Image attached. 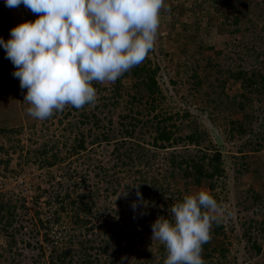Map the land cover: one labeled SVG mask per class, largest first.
<instances>
[{"label":"rangeland","instance_id":"374dc122","mask_svg":"<svg viewBox=\"0 0 264 264\" xmlns=\"http://www.w3.org/2000/svg\"><path fill=\"white\" fill-rule=\"evenodd\" d=\"M165 2L170 11L162 13L156 45L145 59L151 68L154 65L160 68L157 81L162 95L156 100H162L163 113L173 115L179 124L178 136L188 135L192 128L197 127L207 132L208 139L201 142L199 149L183 143L175 151H160L153 173L157 179L166 175L164 162L170 152L199 154L207 146L219 150L226 175L215 190L210 191L207 182L196 186L184 180H178L174 188L183 197L200 190L209 191L230 213L218 224L223 227V235L211 234L212 238L207 243L209 248L202 253L206 264H264V200L253 199V195L264 196V143L255 139L256 134L264 132V80L258 77L252 89H245L243 80L236 77L240 71L249 77H264V0ZM0 6V38L5 42L11 38L12 28L38 18L23 5L8 8L5 0H0ZM235 18L237 26L232 23ZM15 70L6 58L5 49L0 46V148L3 149L0 150V192L7 200L15 201L22 196L27 203L30 202L27 204L29 215L17 217L6 232L0 228V264H7L10 260L14 264H31L40 254L38 242L44 244L45 230L40 229L41 233L37 235L35 229L31 230L30 218L37 208L43 218L48 216V197L57 208L61 204L64 206L60 234L49 231L48 236L54 237V245L65 243L71 229L70 218L76 211L75 203L71 201L82 191L76 179L87 170L82 163L85 157L87 164L89 160L94 163V167L88 170L89 180L93 179L92 185L99 187L95 202L104 217H93V223L100 226L112 219L126 223L125 228L115 227L117 239L111 243L110 253L117 257L116 264H164L163 245L151 239L154 222L147 216L148 207L141 208L147 218L130 222L135 195L130 190L125 191L127 196L123 195V186L128 181L125 171L115 168L110 172L119 173L118 182L121 184L114 195L94 175L98 171L97 166L106 165L109 170L114 166L111 152L115 144L102 142L91 145L93 137L107 131L115 132L120 117L133 105L142 114L149 109L145 101H137L150 99L136 89V79L123 75L115 83L93 84L98 92L97 103L86 105L79 111L84 112L90 121L80 131L86 134L90 129L91 134L86 139L87 151L78 159L64 146L67 140L68 144L73 140L76 133V129L72 132L67 130L68 124L77 120L79 114L73 112L63 116L69 109L66 106L63 112H57L46 120L32 118L27 113L29 105L24 102L27 89L20 88L19 79L13 76ZM113 100H118V104L112 106ZM239 125L244 133H239ZM10 130L17 132L10 133ZM48 140L58 141V149L63 150L59 157L64 158L51 168L41 167L31 157L33 150ZM261 144L262 149H259ZM66 190L72 192L69 198H63ZM59 194L63 199L61 204L54 200ZM35 196L42 198L39 207H32L31 199ZM17 214L24 213L18 210ZM20 228V232L15 231ZM101 230V227L95 228L97 233ZM246 231L251 241L261 246L260 253L256 254L245 238ZM10 234L14 235L17 248L14 247L8 256L5 250L11 240L8 238ZM23 240L31 247H24ZM43 246L48 254L51 245ZM213 247L219 251L212 252ZM222 250L225 251L223 254Z\"/></svg>","mask_w":264,"mask_h":264},{"label":"clouds","instance_id":"9594fccd","mask_svg":"<svg viewBox=\"0 0 264 264\" xmlns=\"http://www.w3.org/2000/svg\"><path fill=\"white\" fill-rule=\"evenodd\" d=\"M8 8L23 5L38 18L25 21L0 38L13 76L27 89V113L43 121L66 106L83 109L98 99L94 83H115L141 65L154 49L165 0H5ZM136 187V195L143 200ZM127 196V192H123ZM119 197V196H118ZM117 197V198H118ZM136 208V203H133ZM151 225L152 241L166 249L164 264H205L203 245L213 224L227 209L209 191L185 195Z\"/></svg>","mask_w":264,"mask_h":264},{"label":"trees","instance_id":"16d2710c","mask_svg":"<svg viewBox=\"0 0 264 264\" xmlns=\"http://www.w3.org/2000/svg\"><path fill=\"white\" fill-rule=\"evenodd\" d=\"M0 16H2V10L0 6ZM237 19L233 20V25L237 26ZM160 68L153 66L151 68L150 62L144 60V62L134 67L130 72L124 74V76H131L136 79V89H140L150 100H137L138 102L145 101L149 106L146 114H142L141 111L133 105L120 117L119 123L116 124L115 132L107 131L100 136H94L91 140V145L97 143H114L112 150V163L114 166L109 170L106 165L97 166L98 171L94 173L95 177L100 179L107 191H110L111 195L116 193L119 182V173L115 172L111 174V170L115 168L122 169L125 171V176L128 181L123 186L124 192L130 190L133 192L134 202L136 208H133V217L130 220L139 222L144 217L149 216V220L153 222L159 216H165L171 218L168 214L167 209L174 203L181 202L183 196L179 190L174 188V184L178 180H184L186 183H192L196 186L203 182H207L208 189L210 191L215 190L218 182L225 178V169L221 159V153L215 149L214 146H208L202 148L199 154L193 153H168L169 158L165 160V174L160 179H157L154 174V163L158 158V153L163 150L175 151L179 144L186 143V145H192L194 148L199 149L201 142L208 139V134L205 130H199L197 127L192 128L188 135L178 136L179 124L175 121V118L171 114H166L161 110L162 100H156L162 95V91L158 85L157 75ZM236 77L243 80L244 88L249 87L252 89L257 84V78L260 77L264 80L261 75L247 76L244 72H237ZM255 91V89L253 90ZM118 104V100H113L112 106ZM138 106V104H137ZM136 109V110H134ZM81 109H76L69 105L67 112L63 116L67 117L73 112L79 114L76 117L77 120L68 124L67 130H75V135L72 141L68 140L65 142V150L70 155L81 157L85 151H87L86 139L87 135H90V129L85 134L80 131L82 126L87 125L89 117L84 115V112H79ZM95 122L98 120L95 116H92ZM178 118V115L176 116ZM187 117V114L184 115ZM94 122V123H95ZM98 125V124H97ZM239 133H244V130L238 128ZM5 130H3V133ZM11 132H17L16 130H10ZM255 139L259 142L264 143V132L258 133ZM69 145V147H68ZM264 145V144H263ZM58 141L48 140L42 147H37L31 154L32 159L37 161L41 167L51 168L58 165L63 161L64 158L59 157V154L63 150L58 149ZM262 149V144L259 146ZM0 150H3L0 148ZM198 152V151H195ZM197 155V156H196ZM88 159L85 157L82 160L84 168L87 170L83 174L78 175L76 183L82 187L81 193H77V198L72 200L71 203H75L76 211L74 210V216L71 217L69 225L71 229L68 230L66 235L65 243L62 245H54V237L48 236V232L60 234V224L62 223L61 211L64 206L61 204L63 200L59 195H56L55 201L61 204L57 208L50 198H46L47 209L49 210L48 216L42 217L39 208L34 211L30 218L31 230L35 229L37 235H39L40 229L45 230L44 244L42 241L38 242L37 250L40 254L37 258H34L31 264H42V261H46V264H116L117 257L111 256L110 249L111 243L117 239L115 227L125 228L126 223H119L114 219L110 220L100 226L93 223V217L104 218L102 212L96 207L95 196L99 194V187L92 185L90 179V168L94 167V163L90 162L87 164ZM97 180V183L100 182ZM139 185V192L141 193L143 200H139L136 195V187ZM86 187V188H85ZM46 191V190H45ZM42 192V194L45 193ZM71 190H66L63 194V198H69ZM253 199L256 201L264 200V196L253 195ZM263 198V199H262ZM42 198L35 196L31 199L32 207H39L40 200ZM30 203V202H28ZM26 202V198L19 196L15 201L7 200L4 198V194L0 192V228L2 232L12 226V223L20 215H29L30 208ZM148 207L147 216L141 212V208ZM22 211L24 214H17ZM129 221V220H128ZM128 222V225H130ZM23 227V226H19ZM102 228L103 230L98 233L95 232V228ZM55 231H53L54 229ZM24 229V228H23ZM53 229V230H52ZM223 227L221 225L213 224L212 232L213 235L222 236ZM19 230H15L20 232ZM245 238L251 243L255 253L261 252L262 248L255 241H251L248 231L244 233ZM25 237L26 234H23ZM11 238L7 245L5 252L10 256L13 252V248L16 247V241L14 235L8 236ZM24 241V247L28 245L31 247L29 242ZM51 245L48 254L43 250V245ZM74 245L78 247L75 248ZM17 248V247H16ZM34 248V247H33ZM209 244L203 245V252L207 251ZM162 249V250H161ZM161 254L167 256L166 249L163 246L161 248ZM92 251L95 253L92 254ZM219 251L217 248H212V252ZM225 251L222 250L221 254ZM102 256V257H101ZM105 257V258H104ZM77 259V260H76ZM205 261V260H204ZM7 264H14V261L10 260ZM206 264V263H205Z\"/></svg>","mask_w":264,"mask_h":264}]
</instances>
